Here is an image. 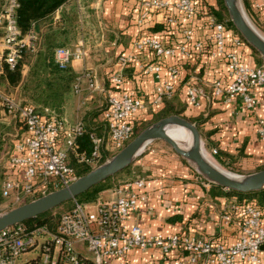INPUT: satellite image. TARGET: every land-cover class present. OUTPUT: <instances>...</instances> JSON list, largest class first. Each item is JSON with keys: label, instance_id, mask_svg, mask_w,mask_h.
Instances as JSON below:
<instances>
[{"label": "built area", "instance_id": "obj_1", "mask_svg": "<svg viewBox=\"0 0 264 264\" xmlns=\"http://www.w3.org/2000/svg\"><path fill=\"white\" fill-rule=\"evenodd\" d=\"M79 3L80 0H69ZM252 8L264 16V0H250ZM214 0H135L137 34L131 42V52L118 57L116 67L109 75L107 104L99 121L106 127V135L89 134V152L79 149V140L85 135L82 118L70 124L66 119L39 113L33 105H25L0 89V111L17 120L22 134L14 143L9 156L6 177L1 183V195L12 205H23L28 200L49 191H56L74 182L76 170L72 161L97 166L104 152L123 149L132 141L133 125L145 116L147 106L157 110L165 100L178 92L181 69L167 59L189 60L197 56L223 61L225 74L209 82L207 93L198 71L191 73L185 87L186 103L198 106L203 99L231 105L239 101L249 112L258 102L252 91L264 87V63L250 66L244 60L246 42L232 28L221 22L211 11ZM16 0H8L0 25V76L7 67L13 71L25 53L37 49L38 34L35 25L24 35L17 24ZM58 12V10H57ZM55 13L54 22L59 23ZM160 17L163 32L158 35L144 33L147 21ZM198 24L208 32L200 35ZM179 31V40L169 39L171 32ZM248 47V46H247ZM150 51L154 60L143 64L139 54ZM84 45L58 48L55 63L60 68L83 60ZM188 62V61H187ZM136 65L139 75L152 77L153 93L144 95L124 90V71ZM88 89L99 90L96 76L86 71L77 77L73 91L80 95L81 81ZM116 90V91H114ZM149 102V103H148ZM48 113V110H45ZM258 133L264 140V121H258ZM209 155H218L213 148ZM145 188L143 179H132L115 187L116 198L80 203L74 199L72 207L63 212L54 230L46 225L29 226L20 223L0 231V264H20L23 255L37 254L34 264H132L135 252L157 251L159 258L150 264H263L264 221L261 210L246 201L231 203L229 209L239 221V235L232 244H225L197 235L179 233L145 234L126 221L141 200ZM224 224L232 221L223 215Z\"/></svg>", "mask_w": 264, "mask_h": 264}, {"label": "crops", "instance_id": "obj_2", "mask_svg": "<svg viewBox=\"0 0 264 264\" xmlns=\"http://www.w3.org/2000/svg\"><path fill=\"white\" fill-rule=\"evenodd\" d=\"M122 9H120V24L118 25L121 35L126 37L127 42L118 43L115 61L111 67L101 78L97 70L82 68L87 58L74 61L71 66L80 77L84 72L89 71L96 76L99 90L95 92L101 93L110 89L109 75L112 69L116 67L117 59L122 54L131 52V42L137 34L138 27L135 24L137 10L135 8V0H120ZM250 6V16L253 23L264 35V16L256 12L250 0H247ZM71 3V2H69ZM69 3L61 7L57 15L59 23L53 21V25L62 27L63 12H68ZM75 3V2H72ZM80 2L75 3L79 11ZM93 9L98 10L100 0L94 5ZM144 33L158 36L163 32V26L160 17L153 15L147 21ZM197 35H207L208 32L202 24H198ZM38 34V31L36 29ZM181 34L179 31L171 32L168 37L173 40H179ZM199 36V35H198ZM39 38V34H38ZM114 45H117L115 42ZM76 47V46H75ZM85 48V47H84ZM244 60L250 66H257V60L249 47L243 48ZM139 60L146 64L154 60V56L150 51L140 53ZM188 61V62H187ZM169 64L177 63L181 69V79L178 84L177 96L184 105L182 116L187 120L194 121L198 126L202 138L208 146L219 151L215 159L224 166L231 165L235 167L236 173L247 175L256 172L257 168L264 165V140L258 133V121H264V87L255 88L252 94L256 98L258 104L254 111L245 110L239 101L231 105H226L215 100L203 99L198 106H190L186 103L185 87L191 80V73L198 71V76L203 80V86L207 93L210 92L209 82L216 78H221L225 74V65L223 61L206 58L205 56H197L189 60L167 59ZM125 82L124 90L142 94L149 99L153 93L154 80L152 77H143L139 75L136 65H131L124 71ZM81 94L73 95L81 96L85 91L91 93L85 79L81 81ZM116 91V90H114ZM105 92H102L106 96ZM72 95V97H73ZM72 97L70 99H72ZM107 97V96H106ZM70 99L68 102H70ZM87 100V98H86ZM68 102L65 109L68 106ZM85 102H83L84 104ZM149 103V102H148ZM164 103L158 106L161 109ZM106 108V105L104 109ZM151 110L150 105L147 106L146 112ZM104 111V110H103ZM102 111V112H103ZM102 114V113H101ZM99 118L100 119V116ZM68 123L72 124L75 119L63 115ZM205 119V120H203ZM201 120V121H200ZM152 144V143H151ZM162 160L164 163L157 165L156 160ZM138 159V158H137ZM134 162L133 168L138 167L140 173L134 176V179H143L145 188L142 191L144 200L139 202L137 209L130 214L126 221V226L134 224L140 226L145 234L153 235L157 233L171 234L179 233L185 235H197L198 237L209 238L220 241L225 244H232L239 235V221H235L233 213L229 207L234 201L240 199L227 190L216 187L205 181L189 162H184L180 157L168 154L166 151L156 154L154 151H144L141 159ZM233 167L231 169H233ZM127 180H123L118 184H112L111 187L104 189L99 194V200L111 201L116 198L114 193L115 187L121 183L132 180L130 176L133 172L126 174ZM232 217V221L224 224L223 215ZM20 260V264H34L30 259ZM159 258L157 251L135 252L131 257L132 264H150ZM264 264V255H263Z\"/></svg>", "mask_w": 264, "mask_h": 264}, {"label": "trees", "instance_id": "obj_3", "mask_svg": "<svg viewBox=\"0 0 264 264\" xmlns=\"http://www.w3.org/2000/svg\"><path fill=\"white\" fill-rule=\"evenodd\" d=\"M16 1L18 4L16 9V19L21 32L26 35L33 25H35V28L39 34V40L36 51L34 53L23 54L22 59L19 61L15 70L11 71L7 67L4 69L3 74L0 76V86L5 88V90L17 89L19 91L18 101L25 105H33L39 113L46 114L47 116L53 115L63 118V110L73 95V85L75 84L78 75L71 65L60 68L59 65L55 63V52L58 48H71L69 47V43L71 41V36L74 34L75 29L78 26L79 15H77L75 10H71V12H63V25L62 27L57 26L55 28L53 25L55 13L61 7L69 3V0ZM242 1L246 11L250 15V6L248 1ZM7 4L8 0H0V14L4 12ZM211 11L219 21L224 22L229 28H232L240 36L228 17L223 0H214V5L211 6ZM42 25H45L44 30L41 28ZM246 45L255 56L257 64L261 65L264 62V59H262V57H260V55L247 43ZM5 90L2 91L7 93ZM177 93L170 100H165L164 106L161 109H151L145 116L135 121L133 125L132 140L146 127L152 125L160 119L171 115H182L184 105L178 98ZM7 94L13 95L11 93ZM45 110H48V113H46ZM98 118L99 115L97 116L96 114H91L88 115L87 118H82L85 126V135L79 140V149H81V151L89 152L90 142L88 136L90 133L95 132L98 135H106V127L102 122L99 121ZM188 121L194 123L192 120ZM205 145L208 150H212L208 144L205 143ZM112 153L114 152H111V154ZM108 154L109 153L104 152L103 157L97 166L103 164L108 159V157L111 156V154ZM216 156L214 158H216ZM75 163H77V166L80 168L79 170L75 169L77 178L84 176L93 170V168L89 165L80 164L78 162ZM226 167L231 169L232 166L227 165ZM263 169L264 165L259 167L256 172ZM116 176L118 175H115L114 177ZM114 177L107 179L86 193L76 197L75 200L80 203H94L99 199L98 196L104 189L112 186V184L108 182H110ZM0 179V183H2V177H0ZM229 192L240 199V201H238L240 204L249 201L258 207L262 212V218L264 221V190L251 193H239L235 191ZM0 196L2 197V195ZM42 196L43 195H39L28 200L26 203H29ZM65 204L67 203H64L63 205ZM54 212L55 209L24 223L29 226L46 225L50 230H54L58 224L60 215L63 213L62 212L58 219L55 220L54 218L56 216L54 215Z\"/></svg>", "mask_w": 264, "mask_h": 264}, {"label": "water", "instance_id": "obj_4", "mask_svg": "<svg viewBox=\"0 0 264 264\" xmlns=\"http://www.w3.org/2000/svg\"><path fill=\"white\" fill-rule=\"evenodd\" d=\"M228 17L243 40L264 59V35L248 18L242 0H223ZM171 128H182L191 135V144L183 147L169 134ZM155 141H163L180 157L191 163L208 183L227 191L251 193L264 190V169L247 175L227 172L213 164L206 155L204 143L196 124L178 115L160 119L141 131L130 143L67 187L50 192L29 203L0 214V231L33 220L64 203L74 200L93 187L114 177L132 165Z\"/></svg>", "mask_w": 264, "mask_h": 264}, {"label": "rangeland", "instance_id": "obj_5", "mask_svg": "<svg viewBox=\"0 0 264 264\" xmlns=\"http://www.w3.org/2000/svg\"><path fill=\"white\" fill-rule=\"evenodd\" d=\"M97 1L99 0H80V3H81L80 11L75 5V3L71 2L68 4L69 5L68 12H71V10H75L77 15H79V23H78L77 28L75 29L74 34L71 36L69 47L74 48L79 43H82L87 51V58L85 59L84 63H82V66H83L82 68L83 69L89 68V69L97 70L99 73V76L101 78H104L105 77L104 74L115 61L118 43H125L127 42V39L126 37L120 34L121 31L118 26L120 24L119 21L121 18L120 16V9H122L121 1L120 0H100V7L98 8V10H95L92 8L91 5H94L95 3H97ZM242 4H243V1H242ZM243 8L248 18L250 19L252 24L255 26L251 16L245 9L244 4H243ZM44 27L45 25L41 26L42 30H44ZM2 34H3V30H2V26L0 25V36H2ZM115 42H117V45H114ZM0 89L5 90V88H3L2 86H0ZM5 91L7 93L13 94L17 99L19 98V91L17 89L16 90H5ZM90 95L91 93L88 91H85L83 95L81 96L73 95L72 99H70V102H68L67 108L63 110V115H66L70 117L71 119H75L77 117L87 118L88 115H91V114L92 115L96 114L97 116L100 115L105 105L107 104V97L104 96L102 92L93 93L92 98H90ZM83 102L85 103L83 104ZM147 113L148 112H146V114ZM181 117H183L184 119L186 118L185 116H182V115ZM22 131L23 130L21 129V125L17 120L11 119L5 113L0 111V177H2V180L6 177L7 162L12 152L14 143L19 139V137L22 134ZM203 143H204L207 157L211 159L219 168L227 172L238 174L234 172L235 171L234 169H236L235 167L232 166L233 169H229L226 166L221 165L217 161V159L215 158L212 159L211 156L209 155L210 149L208 150V148L205 145L204 140H203ZM145 151L147 152L154 151L156 154H159V153L161 154L164 151H166L170 155L175 153L170 148V146L167 145L163 141L153 142L145 149ZM118 152L119 151H116L112 154L109 153L111 154V156L108 157V159L113 157ZM143 155L144 153L141 156H139L138 159H141ZM175 155L177 154L175 153ZM177 156L180 157L179 155ZM180 158L184 162L186 161L182 157ZM75 162L73 160L72 165L74 166L75 169L79 170L80 168L79 166H77L78 164ZM156 163L157 165H160L164 162L157 158ZM133 164L130 165L124 171L117 174L118 176L114 177L108 183L118 184L122 182L123 180H127L126 177H129V176H127L126 174L130 173V171L133 172V175L130 176V179L136 176V174H139L140 169L138 167L133 168ZM96 167L97 166H94L92 168L94 169ZM0 182H1V179H0ZM0 193H1V183H0ZM73 202L74 200H71L67 202V204L59 208H56L54 212V215L56 217L54 219L57 220L59 215L62 212L70 209L73 205ZM18 206L20 205L14 206L10 203V199H3L0 196V214L8 212ZM36 256H37L36 253L29 252L24 255L23 259H26V258L35 259Z\"/></svg>", "mask_w": 264, "mask_h": 264}, {"label": "bare ground", "instance_id": "obj_6", "mask_svg": "<svg viewBox=\"0 0 264 264\" xmlns=\"http://www.w3.org/2000/svg\"><path fill=\"white\" fill-rule=\"evenodd\" d=\"M169 134L174 137L181 146L187 147L191 144L190 133L182 128H171ZM208 158V157H207ZM209 159V158H208ZM213 164H215L211 159H209ZM216 165V164H215ZM217 166V165H216ZM218 167V166H217Z\"/></svg>", "mask_w": 264, "mask_h": 264}]
</instances>
